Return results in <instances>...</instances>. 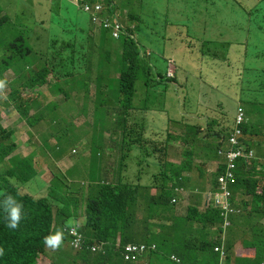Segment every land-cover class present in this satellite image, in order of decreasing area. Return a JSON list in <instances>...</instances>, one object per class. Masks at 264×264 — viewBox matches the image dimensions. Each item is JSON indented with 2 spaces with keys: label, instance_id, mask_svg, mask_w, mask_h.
Listing matches in <instances>:
<instances>
[{
  "label": "clouds",
  "instance_id": "obj_1",
  "mask_svg": "<svg viewBox=\"0 0 264 264\" xmlns=\"http://www.w3.org/2000/svg\"><path fill=\"white\" fill-rule=\"evenodd\" d=\"M15 2L33 8L37 15L34 20L38 35L39 31L45 33L52 26H68L64 12L68 6H75L89 16L91 28L76 25L74 37L77 39L73 40L80 42L94 38L98 41L105 30L117 52L118 42L122 44V55L114 63L122 57L128 62L124 70L118 71L114 67H100L98 51L95 57L76 58L62 69L67 70L71 79H86L76 84L67 105L62 104L61 97L55 95L47 80L45 86L22 97L21 112L15 104L9 109L19 113L20 120L7 128L0 122V156L4 153L3 147L10 146L7 156L0 159L3 162L0 163V180L13 176L11 182L20 195L53 206L51 239L45 253L37 256L36 264H65L68 249L69 261L73 254L87 249L92 255L107 256L116 252L121 256L120 264H154L163 256L173 264H182L180 254L189 242L185 244V237L191 234L192 226L199 224L193 219L185 231L177 224L179 218L187 217L189 208L196 209L197 216L209 210L218 212L221 224L211 232L208 241L216 243L214 252L219 255L220 264H227L229 260L230 264H248L247 259L256 260L259 249L264 252V206L253 218L257 239L254 244L245 245V240L252 241L251 235L244 237L242 223L250 197L239 187V180L247 179L246 172L249 171L247 166L241 170L242 160L250 166L254 160L264 163V147L262 153L245 147H258L257 142L261 139L243 131L245 127L264 126V75L258 78L255 73L259 70L257 50L252 41L247 42V57L244 47L236 45L243 49L242 52L234 54V47L227 59L224 43L232 40L226 34L229 27L220 24L219 29L224 30L227 37L225 41L212 39L209 35L204 39L190 38L181 44L193 53H201L199 62L203 70L220 71L222 76L221 84L211 83L210 92L205 94V100L209 102L205 108L191 106L188 111L190 77L199 80L201 86H207L202 81V66L191 67L194 73L182 70L180 75L188 74V80L182 79L181 83L177 80L172 59L165 60L166 71H152L148 67L152 52L141 46L136 31L144 25L145 15L154 12L142 10L143 1L91 0L94 3L88 4V0H13ZM109 2L110 6L107 5ZM235 2L246 9H253L258 4ZM250 9H247L248 13ZM4 18L8 20L1 22ZM251 19L253 23L255 19ZM10 27L20 25L15 21L12 23L9 16L1 17V38ZM26 29L21 28L23 34L17 35V39L22 40L18 45L12 44L13 49L18 48L20 54L28 56L39 68L41 65L45 68L44 58L62 56L57 43L64 42L59 41H53L48 49L35 53L27 43ZM252 34L257 41L258 31L253 30ZM48 37L52 39L53 35ZM33 40H37V36ZM241 41L244 40L232 42ZM8 54L0 58V72L5 70V77L12 72L6 77L11 80L20 70H13L16 65L13 64L16 56L13 50L9 48ZM239 59L242 63L234 65ZM7 63L12 67L6 68ZM87 73L88 77L85 76ZM139 82L143 84L140 93L137 91ZM124 85L132 88L135 110L127 127L118 101L122 100L120 88ZM221 86L224 88L220 91ZM94 88L92 106V102L85 103V98ZM0 95H6L9 100L4 87L0 89ZM221 95L236 101L234 120L229 118L226 108L222 118L211 110V107L224 110L223 105L218 106L210 100L211 96ZM75 100L74 110L65 113V107ZM178 101L184 104V110L172 114L173 105ZM61 112L70 118L68 123L62 120ZM227 120L234 123L231 133L223 130ZM149 122H162L163 125L150 129ZM44 127L46 130H41ZM131 127L137 129L133 136L124 133L125 128ZM19 133L26 137L23 144L16 142ZM47 137L50 142L45 144L44 150L40 142ZM47 151H53V155ZM256 178L264 184V174ZM13 179L18 184H14ZM261 192L258 189V193ZM252 207L250 204L248 211ZM10 211L12 222L9 227L15 228L20 219L19 206L11 210L10 204L6 215ZM180 231L185 234L182 241ZM228 242L232 245L230 249L226 247ZM236 243L244 247L242 255L234 251ZM58 246H61V252ZM256 262L264 264V256Z\"/></svg>",
  "mask_w": 264,
  "mask_h": 264
},
{
  "label": "trees",
  "instance_id": "obj_2",
  "mask_svg": "<svg viewBox=\"0 0 264 264\" xmlns=\"http://www.w3.org/2000/svg\"><path fill=\"white\" fill-rule=\"evenodd\" d=\"M252 1L255 4H258L253 9H250L249 13L246 8L238 5L235 0H214L212 6L209 8L220 14V24L229 27V31L226 34L232 41L236 39L244 40L238 43L225 41V57L228 59L231 51H233V48L236 45L244 47L247 57V42L251 40L257 50V68L259 71H255V73L259 75L258 78H262L264 75V0ZM86 3L93 4L94 2L88 0ZM107 5L110 6V2ZM251 17H253V20L255 19L253 23ZM5 20H8V18H4L1 22ZM253 30L258 31L257 41L253 37ZM13 31V44L18 45L22 39H17V35L23 34V32L21 31V27H13ZM68 35L70 36L69 41H64L62 44L57 43L62 56L56 58H44L43 62L45 68H43L42 65L41 68H39V66L35 64L36 62L29 61L28 56H23L19 53L18 48L13 49V45H11L10 49L13 50V54L16 55L13 58V64H16L13 67V70L16 71L19 69L20 71H17L11 80H7L3 75L5 70L2 69L0 72V82L3 83V86L0 87V89L4 87L9 93V100L6 101L3 107L11 108L15 104V108L21 112L22 97L27 93L31 94L40 86H45L47 80L49 81L55 95L61 97L62 104L67 105L71 100V92L75 89L76 84L81 81L85 82L86 78L71 79L67 75V70L62 69V67L76 58L95 57L97 51L99 54L97 61L99 62L100 67L111 69L114 67L117 68L116 70L118 71H122L127 67L128 62L125 57L118 59V63H114L121 55L117 52V48L107 31L103 30L101 32L98 41L94 38H90L87 41L79 39L80 42H77L76 40H73L77 38L70 34ZM1 40L2 38L0 37V41ZM245 42L246 44H243ZM128 48H130V46ZM221 48L223 47L221 46ZM27 62L29 63L27 64ZM11 67L10 63L6 64V68ZM132 69L133 68H130L129 70ZM54 72H56L55 75L53 74ZM88 75L89 73L85 76L88 77ZM237 89H239V87ZM120 94L122 100L120 99L118 101L124 111L123 121L124 125L127 127L133 120L132 112L135 111L133 109L132 88L127 85H124L123 87L121 86ZM262 101L264 102V100ZM224 124L225 127L223 130L231 133L234 123L231 120H227ZM135 126L138 127V125ZM141 129H143V126H141ZM243 131L244 134L247 133V135L261 139V141L257 142L258 147H247L244 144L247 150L253 148L255 153H262L261 151L264 147V126L255 125L249 128L245 127L243 128ZM124 133L133 136L137 133V129L132 127L130 129L125 128ZM8 143L9 139L7 138L6 144ZM9 150L10 146L5 145L3 147L4 153L0 156V159H4ZM240 165L242 171L244 167H249V171L246 172L247 179L241 178L239 180V187L245 189L248 197H250V201L245 205L242 223L244 226V237L251 235L250 238L252 239L251 242L245 240V245H252L257 239L256 231L253 227V218L254 215L258 213L259 209L264 206V184L256 178V176H263L264 171L259 172L258 170L259 168L264 169V163H259L254 160L253 164L250 166L245 160H242ZM251 169L256 172L253 173L250 171ZM9 177L13 178V176ZM0 182V249H2V254H0V264H36L37 256L45 253V248L49 244L48 240L51 239L50 231L53 221V206L50 203L46 204L45 202L36 203L29 196L20 195L17 191L19 189L17 188V190H14L15 188L12 182L8 181V178L3 179L2 181L0 180ZM22 183L23 182H20V184ZM258 189H261V194L258 193ZM1 191H3L4 194ZM171 194L172 193L169 192V195ZM10 204L11 210L12 208L19 206L20 219L15 228L9 227L12 222L11 211L6 215L7 208ZM250 204L253 205V207L248 211ZM194 216L195 218H193ZM193 219H195L194 223L198 222L199 224L192 226L190 235L185 237V234L180 231V241H182L184 237L185 244L189 241L186 245V249L180 254L181 263L220 264L219 255L214 252L216 243H210L208 241L210 240L209 236L211 232L214 229H218L221 224L218 212L215 210H209L208 212L201 213L197 216L196 209L189 208L187 217L179 218L177 224H179V226L185 231L186 225L190 224ZM174 225L176 224L174 223ZM244 237L242 238L243 240ZM60 247L61 246H58L59 249ZM226 247L230 249L232 247L231 242H228ZM61 251L62 248L59 252ZM109 251L112 250L109 249ZM263 256L264 252L259 249L256 260ZM57 257L59 258L60 255ZM119 257L121 258L120 254L116 252H111L107 256L104 254L92 255L89 250L84 249L73 254L69 264H120ZM256 260L247 259L246 261H248V264H258ZM158 261L159 263L154 264H168L163 261L162 257H159ZM227 264H230V260Z\"/></svg>",
  "mask_w": 264,
  "mask_h": 264
},
{
  "label": "rangeland",
  "instance_id": "obj_3",
  "mask_svg": "<svg viewBox=\"0 0 264 264\" xmlns=\"http://www.w3.org/2000/svg\"><path fill=\"white\" fill-rule=\"evenodd\" d=\"M144 2L142 5V10L152 11L154 13L146 14L144 19V25L138 27L136 31V38L140 42L141 46L152 52V57L148 60V67L152 71H166L168 66L165 60L172 59L175 63L176 76L177 80L181 83V80H188V74H184L183 77L180 75L182 70L191 71V67H200L202 66L199 62L201 58V53H193L190 50L186 49L184 46H181L183 42H187L190 38L193 39H204L210 35V38L215 40L225 41V32L224 30L219 29L221 17L217 11L211 10L209 6H212L214 0H140ZM237 2H242L243 4L252 5V0H236ZM209 5V6H208ZM247 9H250L249 7ZM0 18L3 16H9L12 23L13 21L17 22L20 27L25 30L27 37V43L35 53H41L44 49H48L53 41L64 42L70 39L71 36L74 37L76 34L75 26H81L85 29L91 28V22L89 16L83 13L81 10H78L75 6H68L64 14L66 19L69 21L68 26L64 25L62 27L52 26L50 30L43 33L41 31L38 35V28L35 24V18L37 17L34 13L33 8L29 4H18L17 2L13 3V0H0ZM212 21V23H211ZM68 34H66V33ZM13 27L5 30L3 32L2 40L0 42V58L7 56L10 46L13 44ZM48 35H53V38L49 39ZM34 36H37V40H33ZM243 49L235 46L233 53L240 54ZM118 52L122 55L123 49L122 44L118 42ZM251 61V60H248ZM242 60L234 61L235 64H241ZM225 69L228 68L227 65ZM203 70V66H202ZM229 71L232 73L231 69ZM9 72L6 74V77ZM12 77V75H11ZM222 76L220 71H205L203 70L202 81L207 85L203 87L199 84V80L190 77L189 84V103L190 106L187 107V110L190 111L192 107L204 109L205 106L209 103L205 100V94L210 92L211 83L212 84H221ZM142 82H139L137 85V91L140 93L142 91ZM175 87V86H174ZM176 88V87H175ZM223 86L220 87V91L223 90ZM96 88L92 89V93L86 95L85 103L88 104L92 102L95 98ZM6 95H0V122H2L3 127H12L11 124L15 121L20 120V114L15 112V110H9L10 108H5L3 105L6 103ZM25 97V99H27ZM184 100V99H182ZM212 103H215L218 106L223 105L224 110L221 111L219 108L211 107L217 116L221 118L225 115V108L229 111V118L234 120L236 116V101L226 98L224 96H219L217 98L210 97ZM138 102V100H137ZM173 102V99L170 100ZM178 101L177 104L173 105L172 114L174 112L184 110V104ZM77 101L75 100L70 106L65 107L64 112L73 111ZM192 106V107H191ZM11 114H8V113ZM62 120L65 123H68L70 118L61 112ZM163 123H153L149 122V128L153 126L159 127ZM49 127V126H46ZM41 130H46L42 128ZM23 140L26 141V137L19 133L16 136V142L23 144ZM50 142V138L47 137L40 142L44 150L45 144ZM48 154L53 155V151H47ZM8 181L11 182V179L8 178ZM1 183V182H0ZM14 184H18L17 181L13 179ZM4 193L3 191H1ZM186 196V195H184ZM264 223V221H263ZM234 251L238 255H242L245 251L244 247L238 243L234 245ZM70 250L68 249L66 259L69 261ZM163 261L172 264V262L166 256H163ZM63 263V262H61Z\"/></svg>",
  "mask_w": 264,
  "mask_h": 264
}]
</instances>
